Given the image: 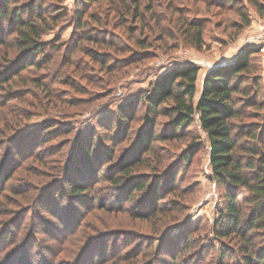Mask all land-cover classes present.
Masks as SVG:
<instances>
[{
    "label": "rangeland",
    "instance_id": "374dc122",
    "mask_svg": "<svg viewBox=\"0 0 264 264\" xmlns=\"http://www.w3.org/2000/svg\"><path fill=\"white\" fill-rule=\"evenodd\" d=\"M19 1L27 0L9 2ZM37 1L50 3L47 9L60 12V18L55 22L49 17L35 55L18 49L10 26L0 25L4 41L0 46V264H20L26 258L24 264H189L194 259L196 264L219 263L221 244L211 228L224 201L212 178L206 136L196 122L179 142H157L154 161L159 163L154 173L144 172L153 180L174 170V190L161 200L165 214L140 218L136 213L148 204V198L137 194L134 203L124 204V198H118L125 192L124 185H110L106 177L112 170L101 158V167L93 175L92 164L90 170L87 163L82 164L87 166L81 171L82 184L91 187L89 194L72 195L65 184L78 176L73 164L81 156L78 141L92 138L93 157L98 150L105 156L111 142L119 138L117 126L113 131L102 130L103 124L107 127L105 119L115 123L117 105L148 93L150 83L175 66L198 67L197 99L209 70L233 63L254 45L260 52L252 59L250 75L258 78L264 92V16L246 0L235 1L236 8L223 0H151V10L146 12L148 1L142 0L143 24L126 16L121 20L127 23L118 26L110 22L109 7L116 0H97L90 6L93 14L85 15L83 22L89 26L88 34L100 38L90 43L83 40L74 49L79 34L73 0ZM244 9L250 21L247 26L239 17ZM153 16L165 34L159 35ZM101 17L110 23L103 24ZM93 18L95 23L88 22ZM192 22L202 27L199 48L183 32ZM31 58L34 61L27 69L16 72L19 61ZM141 124L140 119L129 124L130 140L126 146L119 144L118 159L135 142ZM190 145L198 148L192 161L183 163L181 155ZM89 174L98 182H87ZM244 196L239 191L240 200ZM261 241L258 245L264 248Z\"/></svg>",
    "mask_w": 264,
    "mask_h": 264
},
{
    "label": "trees",
    "instance_id": "16d2710c",
    "mask_svg": "<svg viewBox=\"0 0 264 264\" xmlns=\"http://www.w3.org/2000/svg\"><path fill=\"white\" fill-rule=\"evenodd\" d=\"M9 1L0 3V25L10 26L9 30L16 35L14 45L18 49L27 52L28 55H35L41 47L39 41L43 30L47 28L49 21L59 20L60 12L57 14L56 11L48 10L50 3L44 4L42 1L27 0L17 3ZM96 1L73 0L72 8L76 14L74 24L77 25L76 33L79 34V39L73 42L74 49L80 47L83 40L90 43L91 40L100 38L95 34H88L89 26L83 22L85 15L93 14L90 13V6ZM147 1L144 12L150 11V6L153 4L151 0ZM223 1L230 2L232 8L237 6L235 3L237 0ZM56 2L61 4V0ZM141 2L142 0H116L109 7L113 12L110 17L111 25L115 24L114 21L118 26L125 25L127 20L121 19L126 16H132L134 22L138 20V24L142 25ZM246 2L258 15L264 16V0H246ZM244 10L239 17L243 26H247L250 21L248 12ZM61 15L65 16L66 12L62 10ZM101 18L103 24L110 23L106 22V18ZM152 19L156 28L161 31L159 35L165 34L160 22L154 16ZM9 20L12 22L9 23ZM95 21L93 18V21L88 22L95 23ZM200 25L199 22H192L190 25H185L183 31L189 43L196 44L197 48L202 44ZM3 44L4 41L0 40V46ZM110 46L115 47V44ZM259 52L260 48L250 45L235 58L233 63L209 70L201 82L197 99L194 95L198 67L179 65L150 83L148 93L141 92L142 96L137 95L129 102L117 105L112 117V120H116L115 123L112 124L105 119L107 127H104V120L99 121L103 124L102 130L110 128L113 131L117 126L118 142L116 140L111 142L104 152L105 156H102V151L98 150L94 155V161L91 151L93 139L78 141L76 150L81 156L73 160L74 172H77L78 176L76 179L72 178L70 183L68 182L70 179H66L65 186L69 192L76 196L84 195L85 192L89 194L91 187L86 188L82 184L85 176L81 171L87 168L82 164L87 163L88 166L92 164L93 175L94 172H98L97 168L101 167L99 164L101 158L106 160L105 162L110 165L109 170H112L106 177L110 185H124L125 192L118 197L124 198V204L134 203L136 195L140 196L143 193L148 198V204L136 213L140 218L149 213H153L152 216L165 214L162 209L165 205L161 200L165 198L167 192L172 193L174 190L171 183L174 180V170L166 171L153 180L148 179L144 172L154 173V167L159 163L158 160L154 161L158 156L155 153L157 142H179L187 136V128L196 122L200 131L206 136L212 178L224 201L219 218L213 229L211 228L218 246L221 244L217 264H264V248L258 245L260 244L258 241H264V113L262 115L259 113L264 109V92L258 78L250 75L252 59ZM97 56L95 54V58ZM33 61V58L25 62L19 61L16 72L27 69ZM140 111H144L141 116ZM138 119L142 124L136 130V140L118 159L122 151L119 144L125 142V146L127 145L130 140L129 124ZM13 137L15 136L11 138ZM44 142L47 140L44 139ZM196 147L198 148V145ZM196 147L190 145L184 150L181 155L183 163L192 161ZM88 169L90 170V166ZM92 175H88L87 182H98L99 179ZM168 186L169 188L166 189ZM241 190L245 192V196L240 200ZM110 203L112 204L113 201ZM15 227L19 228V225ZM2 230H4L2 241L8 240L7 230L5 231L4 228ZM186 236L189 242H193V239H190L193 236L191 233ZM223 242L228 246L225 247ZM149 244L151 246L153 242ZM191 246L192 243L190 248L194 250L197 248ZM164 247L165 244L160 252ZM201 253L204 255V252ZM26 260L27 258L20 259L18 263L24 264ZM191 263L196 264L195 259L189 261V264Z\"/></svg>",
    "mask_w": 264,
    "mask_h": 264
},
{
    "label": "built area",
    "instance_id": "2783aa9c",
    "mask_svg": "<svg viewBox=\"0 0 264 264\" xmlns=\"http://www.w3.org/2000/svg\"><path fill=\"white\" fill-rule=\"evenodd\" d=\"M263 51H264V49H263Z\"/></svg>",
    "mask_w": 264,
    "mask_h": 264
}]
</instances>
